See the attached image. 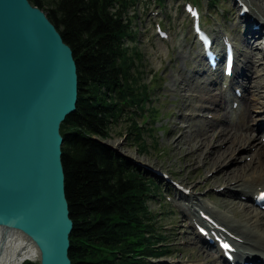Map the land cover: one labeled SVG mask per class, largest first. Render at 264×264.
<instances>
[{
	"label": "trees",
	"instance_id": "1",
	"mask_svg": "<svg viewBox=\"0 0 264 264\" xmlns=\"http://www.w3.org/2000/svg\"><path fill=\"white\" fill-rule=\"evenodd\" d=\"M29 2L46 13L77 64V110L61 125L72 264H150L147 258L170 256L148 205L157 187L106 143L124 110L156 113L137 45L140 0ZM126 130L144 153L146 144L132 137L137 123Z\"/></svg>",
	"mask_w": 264,
	"mask_h": 264
},
{
	"label": "water",
	"instance_id": "2",
	"mask_svg": "<svg viewBox=\"0 0 264 264\" xmlns=\"http://www.w3.org/2000/svg\"><path fill=\"white\" fill-rule=\"evenodd\" d=\"M73 51L29 0H0V231L21 233L38 264H71L74 222L60 128L78 103Z\"/></svg>",
	"mask_w": 264,
	"mask_h": 264
},
{
	"label": "bare ground",
	"instance_id": "3",
	"mask_svg": "<svg viewBox=\"0 0 264 264\" xmlns=\"http://www.w3.org/2000/svg\"><path fill=\"white\" fill-rule=\"evenodd\" d=\"M242 1L250 7V12L248 17L240 18L239 21L242 38L240 42L236 41V45L241 64L236 67L233 78H226L228 86L216 89L214 85L219 84L222 73L216 71L209 76L206 70L201 71L199 56L189 51L185 62L192 66L190 74L185 78L179 74L171 90L175 95L183 94L184 108L176 116L179 115V119L186 122L187 126L174 125L169 135H178L171 145L174 152L181 147L188 150L187 169L210 170L213 174L206 178L208 184L221 182L227 186L225 194L221 196L222 206L234 213L233 218L222 215L201 198L181 193L180 199L188 203L182 205L185 215L192 222L202 220L200 212L210 215L238 240H243L235 242L238 264H258V259L264 257V212L258 210L254 194L264 190V123H260L264 119V50H258L256 45L261 43L262 49L264 44V1ZM241 11L242 7L239 13ZM237 88L244 92L240 100L233 93ZM233 101L239 102L236 110L232 107ZM212 110L215 115L211 119L200 116L205 111L209 113H203L204 116L213 114L210 112ZM60 135L64 138L61 131ZM216 145L219 147L215 148ZM243 152L247 154L245 156H251V160L235 162V159L244 158V155L239 157ZM241 197L245 200L242 201ZM236 215L243 221L239 222ZM198 238L202 247H192L196 264H218L220 258L227 262L223 255L219 259L215 258L208 251L214 246ZM2 244L3 233L0 231V264H23L39 260V251L21 233H9L3 249Z\"/></svg>",
	"mask_w": 264,
	"mask_h": 264
},
{
	"label": "rangeland",
	"instance_id": "4",
	"mask_svg": "<svg viewBox=\"0 0 264 264\" xmlns=\"http://www.w3.org/2000/svg\"><path fill=\"white\" fill-rule=\"evenodd\" d=\"M217 2L218 5L215 7H211L208 0H201V3L198 4L204 22L220 42L223 34H228L232 36L235 42L237 40L240 42L242 37L238 17L239 7H236L234 0H217ZM150 3L149 7L142 8L138 13L140 18L136 21L135 26L139 34L137 45L145 55L144 68H146L148 76L146 83L151 82L152 103L160 113L157 117L158 124L152 126V130L146 134L147 142L145 143H147L148 148L143 150V154L141 147H137V144L128 136L125 113L119 123L112 127L111 136L106 143L129 161L140 173L157 184L158 190L155 196L150 199L149 206L156 216L157 228L172 244L169 247L171 256L154 260V263L196 264L194 261L196 259L195 251L192 247H202V245L198 242L194 224H191L184 216V212L178 203H184V201L178 199L180 192L176 190L172 182L185 185L193 195L204 200L217 212L232 218L234 213L222 206L221 196L225 194L227 187L221 182L208 184L206 178L213 174L210 170L199 168L190 171L187 169L186 154L188 150L186 147H181L176 152L171 148L178 135L170 136L169 131L174 129V125L187 126L186 122L179 119V115L176 116V114L181 113L180 109L184 108L183 94L175 95L171 90L174 88V79L178 78L179 74H183L185 78L192 69V66H188L185 58L180 55L182 51L180 45H186V48L183 49V55H188L189 51L192 55H196L199 49L192 32L191 20L185 13V0H168L165 7H161L153 1ZM153 11L159 12V15L155 17ZM157 23L162 24L169 32L170 38L168 40H162L157 36ZM260 44L258 42L256 46L261 51ZM199 61L203 65L200 57ZM239 64H241L240 58ZM201 68L203 69V66ZM142 122V120L139 121V123ZM218 147L219 145H216L215 148ZM242 155L244 158L235 159V162L241 163L242 160L248 162L251 160V156H245L246 153H240L239 157ZM160 172L168 174L172 182L161 177ZM236 216L239 222L243 221L239 215ZM208 251L218 258L215 251ZM219 262L218 264H222L220 260Z\"/></svg>",
	"mask_w": 264,
	"mask_h": 264
},
{
	"label": "snow or ice",
	"instance_id": "5",
	"mask_svg": "<svg viewBox=\"0 0 264 264\" xmlns=\"http://www.w3.org/2000/svg\"><path fill=\"white\" fill-rule=\"evenodd\" d=\"M225 247L227 248L228 246H227V245H225Z\"/></svg>",
	"mask_w": 264,
	"mask_h": 264
}]
</instances>
